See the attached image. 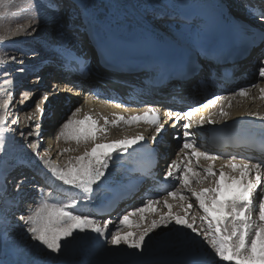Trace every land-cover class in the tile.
I'll return each mask as SVG.
<instances>
[{
  "label": "snow or ice",
  "instance_id": "obj_1",
  "mask_svg": "<svg viewBox=\"0 0 264 264\" xmlns=\"http://www.w3.org/2000/svg\"><path fill=\"white\" fill-rule=\"evenodd\" d=\"M5 4L6 0H0V7H4ZM107 7L102 2L100 4L81 3L73 12L68 7V0H48L44 4H41L40 0H32L31 11L36 15L31 17L27 25H20L9 35L15 37L23 32L27 36H35L39 32L44 15H47L48 23L54 32L64 31L69 23L73 25L79 23L80 26H84V19H87L89 25H93L95 21L102 18V14L96 15V12ZM249 9V16L257 20L264 29V9H260L258 14L254 6L249 5ZM71 15H75L76 19L69 21ZM4 17L5 13L0 12V20ZM199 38L206 39V37ZM259 39L264 42V30L260 32ZM6 42V38L0 35V45ZM60 47L63 48V45ZM26 55L27 53L22 52V57ZM33 55H36L35 51ZM22 57L12 55L6 58V55H0V65L5 66L0 68V72H3L5 76L10 75L11 71L26 72L27 68L24 66ZM16 64L20 66L14 68ZM64 66H78L79 71H87V66L78 57L72 58L71 61L65 59ZM188 70L193 73L197 71L194 65H189ZM259 76L264 78V54L260 59ZM12 82L5 80L6 84ZM254 87L258 85L253 84L249 88L241 87L231 95L248 96L250 88ZM259 90L260 98L264 99V88ZM228 99V96H214L208 104L214 105L217 101ZM12 100L13 97L9 92L7 101L0 102V109L5 110L0 113V159L9 154V144L15 142L18 133L21 140L26 142L22 145L25 150H31L28 155L36 161L49 179L59 181L70 189L81 190L89 199L95 191L94 185L98 186L102 178L106 176L113 153H127L129 148L145 139L143 135H135L107 143L98 142L100 137L97 133L105 137L109 121L105 118L104 124L99 125L98 121L88 114H85L83 119H78L76 117L81 109L77 108L72 113V118L62 123L57 139L63 137L66 141L74 140L78 145L83 142L86 147L83 154L69 158L66 166L60 167L50 159L47 150L41 155L43 140L41 124L37 123L34 129L31 127L34 119L32 113L28 115L27 131L19 128L18 119H12L9 123L10 113L6 110ZM36 110L43 116L44 110L40 109L39 105L36 106ZM196 111L198 109L168 113L170 117L175 118L172 127L180 125L183 130L182 133L177 131L172 138L177 141L182 140L183 143L177 153V159L167 165L164 177L165 180L171 179L178 182L180 187L167 191L163 198V207L167 208V212L160 213L159 219H152L147 227L143 226L144 214L157 213L155 205L160 203L159 200L149 199L143 206L124 214L119 219L120 227H117L116 231L109 230L111 221L101 222L90 214L76 212L78 201L64 203L56 200L51 193L41 200L34 211L24 212L17 217L9 202H15L16 196L21 195L29 180L23 174L18 179H10V172L6 169L0 170V264H62L61 257L67 255L74 244L87 246L95 243L101 247L111 245L117 250L123 245L126 249L136 250V255H142L148 240L152 239L151 234L162 226L168 228L170 232L172 228L169 226L176 228L174 235L166 237L162 243L174 249L181 247L191 249L197 243L194 236L206 245L207 250H210L208 259L196 258L178 261L177 264H213V262L214 264H264V171H262L264 162L251 163L242 160L237 163L236 157L232 156L218 172L214 170L212 163H209L207 167L201 166L199 164L201 158L206 161H215L220 157L200 151L192 138L194 134L191 130L194 124L202 127L205 122L216 123L210 117L194 120ZM219 115L226 118L228 113L221 107ZM255 115L264 121V116L258 113ZM182 120L185 121L183 124H181ZM117 121H123L128 125L143 122L154 126L156 136L166 130L164 123H161L159 113L153 106H148L147 111L142 114L127 118L118 116ZM117 121L112 123L115 124ZM85 125L88 127H84ZM32 137H35L34 141ZM155 139L154 136L153 140ZM89 143L92 145L90 150L87 149ZM63 151L67 153L70 149L65 148ZM193 158L196 161L195 165L192 163ZM196 167H203V174L196 171ZM205 181H208L206 187L193 186V182L203 184ZM44 187L50 186L41 185L38 186V190L43 192ZM185 192L190 193L203 213L199 217L201 223L198 226L197 217L189 216V210L192 209L193 204L187 203L189 197L184 194ZM169 198L179 199V207L183 209V214L173 212L174 204L169 202ZM136 216L139 217L138 221L130 219ZM183 229L189 232L184 233ZM101 264H108V262H101ZM131 264H138V262L132 261Z\"/></svg>",
  "mask_w": 264,
  "mask_h": 264
},
{
  "label": "bare ground",
  "instance_id": "obj_2",
  "mask_svg": "<svg viewBox=\"0 0 264 264\" xmlns=\"http://www.w3.org/2000/svg\"><path fill=\"white\" fill-rule=\"evenodd\" d=\"M78 5L81 3L84 4H100L103 2V0H75ZM121 3V11L123 13V20H131L132 18L136 19L140 24H143L145 26H149L155 30H159L161 32H164L161 28L158 27V24H153L154 19L156 16L164 13L166 11L165 7L163 5L157 3L155 0H119ZM223 2H226L231 11L235 15H240V8L235 7V4L232 3L231 0H221ZM41 4L47 3L48 0H40ZM20 5V6H19ZM68 7L70 10L75 12V8L68 4ZM24 8V12L22 10ZM3 9L7 10V13L4 17V19L0 20V33L2 36L6 37V44L8 49L12 51H16V54L19 56V49L30 50L29 53H33L34 49H37V45H40L41 53L39 55H32L31 58H29L28 61L24 63V66L27 68V71L24 73L15 72L12 75H8L6 80L13 81L12 83H5V81L0 85V102L7 101L8 94L11 92V95L13 97L12 103L7 108V112L10 113L9 115V123L12 119H18L19 121V128L23 129L25 131L28 130V115L29 113L33 114V121L31 123V127L34 129L35 125L37 123L41 124V133H42V146H41V155H43L44 151L47 150L49 152L50 159L53 160L58 166L64 167L66 166L69 158H74L76 156H79L83 154L85 150V144L81 142L79 145L74 140H65L63 137H60L57 139L56 137H51L50 131L48 130L51 127V123H55L58 120L61 119L62 115H64L66 109L72 105L73 102L78 101L81 99L84 95L81 90H78L74 84L63 81V78L61 76V73L59 69L57 68L61 56L66 53V49H72L77 47L75 44L77 40L84 41L89 40V36H82L81 33H76L77 38L74 34H71V30H82V28L79 29L77 25H73L71 23L68 24L67 28L64 31H58L63 34L62 37H55L52 35L45 36L44 33L38 34L40 36H31L32 39H35L34 42L30 40H27L24 36L25 34L21 32L18 36L11 37L9 34L13 31H15L20 25H27L31 21V17L35 16L36 13L31 11L32 9V0H6V4L4 7H1V11ZM18 9L20 11H18ZM0 11V12H1ZM5 11V10H4ZM102 18L100 20H97L92 25L93 29L97 31L99 28H102L105 24H119L121 22V19L114 20L115 16L108 14V11L105 8H101L99 12H96V15H101ZM72 16V15H71ZM48 24V17L47 15H44L41 20V25ZM5 25H8V27L3 30ZM53 31V29H52ZM54 32V31H53ZM56 32V31H55ZM180 30L177 27L171 26L170 30L166 32V35L170 39H177L180 40L181 34ZM89 34L88 32L86 33ZM27 36V35H26ZM51 39H54L52 41ZM17 41H19L17 43ZM176 41V40H175ZM25 42L32 43L31 47L25 46ZM63 45V48L60 46ZM59 53V55H57ZM258 51L253 50L251 54L249 55V58H247L246 61L242 62L244 64V69L250 68V70H253L254 68L251 67L252 62L257 58ZM22 56V55H21ZM50 60V66L44 67L42 64L45 60ZM246 62H249L246 64ZM260 65V61L258 63ZM44 67V68H43ZM94 68V69H93ZM43 71L41 72L40 70ZM92 72L91 75L94 76V73L98 72L99 74H104L102 77L104 79H110V82H107V86L105 85H96L102 92H108L110 89H115L118 86L115 81H119V77L115 74L108 73L104 70H101L97 67L96 62L94 63V66H91ZM41 72L40 78H34V74H37ZM259 76V75H258ZM258 79V87H255L254 89L250 88L249 95L248 96H239V95H228V100H220L217 101L214 105L207 104L206 106H203L198 109L196 112V115L193 117L194 120H199L201 117L211 118L212 120L216 121L215 124H210L205 122L202 127L195 125L193 126V129L191 130L193 132V139L196 141L197 147L200 151H206L210 155L218 156L219 159L215 161H206L201 158L199 161V164L203 167H207L209 163H212L214 166L215 171H219L220 167L227 163L228 159L232 157V151L230 149H222L218 150L215 147H213L210 144V140L213 135L219 133L221 130L226 129L230 132H233L235 134L236 138L242 137L244 134H253L255 135L259 140L264 142V121H261L255 114H259L264 116V99H261V93L260 88H264V78L259 77ZM30 82V85H28L30 88H33V91L30 89V92L24 93L20 92V87H23L25 84H28ZM190 84L185 86L186 88H189ZM27 85L25 86L26 89H29ZM89 88V90H88ZM87 90H84L87 92L85 94L84 98L86 99L84 102L79 105L78 108H81V111L77 114L78 119H83L85 114L91 115L94 120L98 121L99 125L104 124V119L107 118L109 121L108 125L106 126V133L105 137H101L100 133H97V136L100 137L98 142H111L114 140L123 139L125 136H135V135H143L144 141L141 143H138L131 148H129L127 153H113V159L109 161V169L106 172V176L102 178V181L99 183L98 186L94 185L95 191L91 194V199L88 198L87 194H83V196L79 195L80 197L77 199H67L65 196H63L61 193L56 194L54 191H50L47 189V187H44V191L41 192L38 190V186L43 185V182L45 184L50 186H53V188L61 189L62 191H66L69 194H74L77 196L76 191L68 188L66 185H62L61 182L55 181L53 179H49L45 172L41 170V167L37 165L36 161L28 155V153L31 151L28 149L25 150L24 145L26 142L22 141L19 134H16L15 142H11L9 144V154L4 157L3 159H0V170H7V172L11 173L10 179H14V176L16 179L18 176L23 174L24 176L26 174L28 175L29 183L25 185L23 192L21 195L16 196L15 202H9L12 211L15 213V215L18 217V214H23L24 212H32L35 210V207L39 205L41 200L48 197L49 193L53 197H55L56 200L62 201L64 203H71L72 201H78L79 203L76 205L75 211L78 213H84V214H90L91 206L96 204L99 201H104L109 195L111 190H121L123 189L122 185L118 184V181L120 180L122 183L127 181L128 176L125 173L124 169L122 167L119 168L118 164H125L129 160V156L131 153L134 152L135 146H143L145 144L146 140H149L152 144L155 143L156 139L153 140V137L156 136L154 127L151 125H148L146 123L140 122L138 124H125L123 121H117L118 116H124L127 118L128 116L135 115V114H142L143 112L147 111V108L143 109H127L123 107H119L116 105H111L107 101L104 100H98L95 98V96L91 93H88L90 91V87H88ZM49 90V91H47ZM37 96L42 97L40 102L38 103L40 109L44 110L43 116H41V113L38 112L35 108L34 111H30L27 114L20 113L19 111L26 107V105L30 104V102L36 98ZM23 98V101H18L17 105H13L14 102H17L18 99ZM83 98V99H84ZM202 98L199 97V101H201ZM223 107V109L228 113V116L226 118H222L219 115V111ZM159 109V108H158ZM4 109H0V113L4 112ZM162 113L165 117L168 114L166 110H163ZM250 113L252 115H250ZM69 118H72L71 116ZM173 118V117H171ZM113 121H117V123H112ZM84 127H88V125H85ZM61 129V126H59V130ZM169 130L171 127L168 128ZM18 135V136H17ZM170 135L167 133L164 137V140L167 142H170L169 145H166L165 149H163L164 146H161L159 143H157V147L161 150V164L160 168L164 166L166 163L167 165L171 163L172 160L177 159V153H179V150L176 149L174 156L167 160V155L171 154L173 152V149L175 147H180V143L178 146H176L172 141H170ZM33 141L35 140V137L31 138ZM92 145L89 143L87 145V149L90 150ZM65 148L70 149L69 152L65 153L63 150ZM165 150V151H164ZM224 152L228 153L225 157L219 156L218 154ZM254 158L253 161L247 160L251 163H257V162H264V156H262L260 153L253 154ZM181 155V159H182ZM237 158V157H236ZM13 160L12 162H9L8 160ZM237 163L241 162L239 160H236ZM192 163L195 165L196 161L195 158H193ZM25 165V166H24ZM203 167H196V171H199L203 174ZM16 170H13V169ZM167 171V170H166ZM165 171V172H166ZM264 171V169H262ZM42 174L44 176V180H39L38 175ZM32 184H35L34 186ZM193 186L200 188V187H206L208 186V181H205L203 184H196L193 182ZM105 187H108L106 189ZM180 185H176L175 188H179ZM142 189V188H141ZM9 191H12L11 185L9 186ZM144 189L140 190L139 193L134 197V200L137 199L133 205H139L140 207L144 205V203L148 199L138 198L140 196V193H142ZM80 192V191H79ZM36 193V194H35ZM83 193V192H80ZM189 197L187 203H192L193 207L189 210V216L195 215L197 217V226L201 223L199 220V217L203 215L202 211L198 208V204L195 202L194 198L191 197L190 193H184ZM165 195L158 197L154 200H159L160 203L155 205L157 208V213H145V220L143 222V226L147 227L150 225L152 219H159L160 213H166L167 208L163 207V198ZM25 201H29L32 204L31 205H25ZM51 202V201H50ZM86 202H90V205L87 206ZM169 202L174 204L173 212H181L183 214V209L179 207V199L172 200L169 198ZM122 202V205H119L118 208L113 212L110 217H106L104 219L111 221L109 225L110 231H116L117 227H120L119 225V219L121 216H118L120 209L125 207V204ZM27 204V203H26ZM186 206V205H185ZM136 207V206H135ZM134 209H129V211ZM255 217V212L253 213ZM130 219L138 221L139 217H130ZM103 222V221H102ZM172 228V231L170 232L168 228H164L163 226L159 229L154 230V232L151 234L152 239L148 240L145 250L142 255H136V250L132 249H126L125 246L121 245L120 248L113 249L111 245H105L104 247H101L99 244L93 243L92 245H87L88 251H89V258L86 259L85 263L80 262L77 259H74L71 264H89L88 262L91 259H104L103 262H108V264H131L132 261H140L142 259H148L153 257H163V256H177L179 253L184 252L185 250H188V248L181 247L179 249H174L169 245H166L162 243V241L169 236L174 235L176 228L174 226H169ZM19 234V229L17 230ZM184 233L189 232L187 229H183ZM83 235V234H81ZM93 236L95 234H92ZM110 238V237H109ZM197 243L193 245L192 247L203 250V253H205V258L208 259V252L210 250L206 249V245H204L198 238ZM103 240V238H101ZM85 246V245H81ZM191 247V248H192ZM72 249V248H71ZM70 249V251H71ZM85 249V248H84ZM79 251V250H78ZM85 251V250H84ZM98 255V256H96ZM96 256V257H95ZM83 257V256H82ZM88 257V255H87ZM62 264H67V260L65 261L63 257H61ZM81 261V260H80ZM214 264V262H213Z\"/></svg>",
  "mask_w": 264,
  "mask_h": 264
},
{
  "label": "rangeland",
  "instance_id": "obj_3",
  "mask_svg": "<svg viewBox=\"0 0 264 264\" xmlns=\"http://www.w3.org/2000/svg\"><path fill=\"white\" fill-rule=\"evenodd\" d=\"M10 1H13V0H10ZM20 6V5H19ZM5 10V11H4ZM22 10H23V12L26 10H24V8H22ZM0 11H1V7H0ZM18 11H20L19 9H18ZM1 12H4L5 13V15H6V13H7V10L6 9H3ZM25 13V12H24ZM8 27V25H5V27L3 28V30H5L6 28ZM44 33L45 34V36H48V35H52V36H55V37H62L63 36V34L62 33H60V32H58V31H56V32H53L52 31V28H51V26L50 25H48V24H44V25H41L40 26V29H39V32H38V34H41V33ZM36 35V36H40V35ZM0 35H1V33H0ZM27 40H30V39H32L31 38V36H24ZM34 37V36H33ZM6 38V37H5ZM30 38V39H29ZM52 41H54V39H51ZM32 42H34L35 41V39H32L31 40ZM19 41H17V43H18ZM20 43V42H19ZM29 46V47H31V45H32V43H30V42H25V46ZM40 49H41V47H40V45H37V49H34V50H31V51H35V53H36V55H39L40 53H41V51H40ZM29 49H28V51H27V49H25V50H21V48L19 49V56L16 54V51L14 50V51H12V50H10V49H8V47H7V44L5 43V44H3V45H0V55H6V58H10V56H12V55H15V56H17L18 58H21L22 56V52L23 53H27V55L26 56H23L22 58L24 59V63L26 62V61H28L29 60V58H31L32 57V55H33V53H29ZM34 56V55H33ZM20 65L19 64H16V65H14L13 67L14 68H18ZM3 67H5L4 65H0V68H3ZM44 68V67H43ZM94 69V68H93ZM93 69H91V70H93ZM41 72L43 71V69L42 70H40ZM100 70H98V72H99ZM41 72H39V73H37V74H34V78H37V77H39L40 78V73ZM98 72L97 73H94L93 75V77L94 78H97L96 80H98V78H100V77H107V76H104V74H99L98 75ZM13 73H15V71H11L10 72V75H12ZM92 76V75H91ZM7 77L8 76H5L4 75V73L3 72H0V85L7 79ZM260 76H258V78H259ZM257 82H258V79H257ZM28 86V85H30V82L28 83V84H25L23 87H20V91H19V93L20 92H24V93H28V91L30 92V89L33 91V88H30L29 86V89H26V87L25 86ZM98 85V84H97ZM188 85V84H187ZM187 85H185V86H187ZM190 86V85H189ZM188 86V87H189ZM88 87H91V86H88ZM78 89V88H77ZM87 90V89H86ZM88 90H89V88H88ZM47 91H49V90H47ZM83 92V91H82ZM85 94H87V92L86 91H84L83 92V95L85 96ZM84 96L81 98V99H79L78 101H76V102H73L72 103V105H70L67 109H66V111H65V113H64V115H62V117H61V119L60 120H58L57 122H55V123H51V127H50V129L48 130V132L50 131V133H51V137H56V136H58V131H59V126H61L62 125V123L63 122H65L67 119H70L69 117L71 116L72 117V113L79 107V105H81V103L82 102H84L86 99L84 98ZM23 98L24 97H22L21 99H18L17 100V102H14L13 103V105H17L18 104V101L20 102V101H23ZM84 98V99H83ZM199 98V97H198ZM42 99V97H40V96H37L36 98H34L31 102H30V104H28V105H26V107L25 108H23L22 110H20L19 112L20 113H24V114H27L28 112H30V111H34L35 110V108H36V106L38 105V103L40 102V100ZM84 100V101H83ZM197 102H199V101H197ZM81 109V108H80ZM18 136V135H17ZM4 157H6V156H4ZM3 157V158H4ZM9 162H12L13 160L11 159V160H8ZM27 178H28V174H26L25 175ZM19 177V176H18ZM14 179H16V177L14 176ZM33 186L35 185V184H32ZM36 186V185H35ZM34 186V187H35ZM68 187V186H67ZM69 188V187H68ZM72 190H74V191H76V189H72ZM82 192L81 190H77L76 191V194H78V195H81V196H83V194L84 193H80V192ZM36 194V193H35ZM27 203V204H26ZM32 203L31 202H29V201H25V205H31ZM136 206V207H135ZM140 206L138 205H132V209H137V208H139ZM131 208H128V210L127 209H125L124 211H122V212H119V214H118V216H123L124 214H127V212H129V209H131ZM18 215H20V214H18ZM103 220H101V222H102ZM81 246V245H80ZM79 245H73L70 249H71V251H70V249L68 250V252H67V255H65V256H63V258H64V260L67 262V264H71V262L74 260V259H78L79 260V263L80 262H82V263H85V261H86V259H90L89 258V251H88V247H86V246H82V248L80 247ZM85 248V249H84ZM79 250V251H78ZM85 250V251H84ZM87 255H88V257H87ZM83 256V257H82ZM96 256H98V255H96ZM95 256V257H96ZM81 260V261H80ZM103 260L104 259H91L90 261H92V262H88L89 264H101V262H103ZM105 262V261H104ZM110 264V263H109Z\"/></svg>",
  "mask_w": 264,
  "mask_h": 264
}]
</instances>
